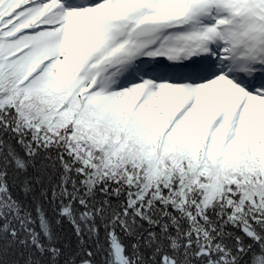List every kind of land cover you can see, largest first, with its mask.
Returning a JSON list of instances; mask_svg holds the SVG:
<instances>
[{"label": "snow or ice", "instance_id": "1", "mask_svg": "<svg viewBox=\"0 0 264 264\" xmlns=\"http://www.w3.org/2000/svg\"><path fill=\"white\" fill-rule=\"evenodd\" d=\"M0 264H264V0H0Z\"/></svg>", "mask_w": 264, "mask_h": 264}, {"label": "trees", "instance_id": "2", "mask_svg": "<svg viewBox=\"0 0 264 264\" xmlns=\"http://www.w3.org/2000/svg\"><path fill=\"white\" fill-rule=\"evenodd\" d=\"M64 227H65L66 230H69L70 231V226H68L67 224H65Z\"/></svg>", "mask_w": 264, "mask_h": 264}]
</instances>
